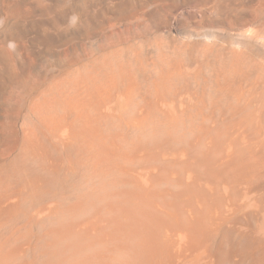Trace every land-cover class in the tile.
Instances as JSON below:
<instances>
[{"label":"bare ground","instance_id":"1","mask_svg":"<svg viewBox=\"0 0 264 264\" xmlns=\"http://www.w3.org/2000/svg\"><path fill=\"white\" fill-rule=\"evenodd\" d=\"M245 1L0 0V264H264ZM206 4L247 16L232 47L182 35Z\"/></svg>","mask_w":264,"mask_h":264},{"label":"rangeland","instance_id":"2","mask_svg":"<svg viewBox=\"0 0 264 264\" xmlns=\"http://www.w3.org/2000/svg\"><path fill=\"white\" fill-rule=\"evenodd\" d=\"M246 1H245L244 6L242 5L238 8H247V6L252 5L251 3L249 4L248 0ZM208 4H206L205 7H203L202 9L196 12V15H197L196 20H188V19L183 20L182 25H181L182 21H180L178 25H180V27L182 26L180 28L182 35L191 34V35H188V38L189 37L195 38L197 36H200V38H202L207 34L208 36L210 35L211 37H213L220 44L224 45L226 43L225 44L226 47H228V45L229 47H232L234 44L233 45L231 44L235 42L236 33L238 32L237 29L240 26V24L245 21L247 16L241 15L239 18L236 19L231 13H226V12L224 13V12H220L219 10H215V9L208 10V7L210 6ZM205 9H206V14L203 15V11H205ZM184 31L186 34H183ZM183 37L187 38V36H183ZM85 41L87 42V40ZM85 41L84 40L81 41L82 45L87 44ZM3 97H6V95H4Z\"/></svg>","mask_w":264,"mask_h":264},{"label":"clouds","instance_id":"3","mask_svg":"<svg viewBox=\"0 0 264 264\" xmlns=\"http://www.w3.org/2000/svg\"><path fill=\"white\" fill-rule=\"evenodd\" d=\"M78 17H76L75 15L71 16L69 18V26H74L77 23Z\"/></svg>","mask_w":264,"mask_h":264}]
</instances>
